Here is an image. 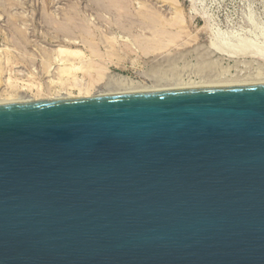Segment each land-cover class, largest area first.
<instances>
[{"label": "water", "instance_id": "1", "mask_svg": "<svg viewBox=\"0 0 264 264\" xmlns=\"http://www.w3.org/2000/svg\"><path fill=\"white\" fill-rule=\"evenodd\" d=\"M0 104V264H264V82Z\"/></svg>", "mask_w": 264, "mask_h": 264}, {"label": "rangeland", "instance_id": "2", "mask_svg": "<svg viewBox=\"0 0 264 264\" xmlns=\"http://www.w3.org/2000/svg\"><path fill=\"white\" fill-rule=\"evenodd\" d=\"M117 74L162 91L264 82V0H0V95L123 94Z\"/></svg>", "mask_w": 264, "mask_h": 264}, {"label": "bare ground", "instance_id": "3", "mask_svg": "<svg viewBox=\"0 0 264 264\" xmlns=\"http://www.w3.org/2000/svg\"><path fill=\"white\" fill-rule=\"evenodd\" d=\"M73 36V35H72ZM73 41V40H72ZM61 47V46H60ZM65 48V47H64ZM63 49V48H62ZM60 50V49H59ZM60 52H63V53H76L77 51L76 50H69L67 51L66 49L64 50H60ZM59 62L61 65H65L67 66L68 68L70 69H76L77 66H75L76 64H74L73 62H67V59L65 57H62L59 59ZM77 63V62H76ZM81 69V68H80ZM62 73V72H61ZM69 73V72H68ZM118 75V74H117ZM114 78V80H111L114 81V82H111L112 84V87H114V90H118L119 93H139V92H148V87H146L145 85L143 84H140L138 82H135L133 80H130L129 78H125L124 76L121 77V75L119 76H111ZM127 77V76H126ZM9 79V78H8ZM110 80V81H111ZM264 81V80H263ZM240 83V82H239ZM242 83V82H241ZM240 83V84H241ZM253 83V82H252ZM256 83V82H255ZM258 83V82H257ZM261 83V82H260ZM110 84V82H109ZM110 84V85H111ZM205 84V83H204ZM204 84H201V83H196V82H183V83H178L176 85V87H173L172 89H182V88H193V87H204ZM207 84V83H206ZM205 84V85H206ZM222 84V83H221ZM228 84V83H227ZM226 84V85H227ZM233 84H236V83H233ZM243 84V83H242ZM210 85V84H208ZM207 85V86H208ZM216 85H219V84H216ZM225 85V83L223 84ZM230 85V84H229ZM154 86H151L150 87V90L151 91H154L155 89L153 88ZM171 87V86H170ZM206 87V86H205ZM166 89H169L166 88ZM88 89H79V92L77 95H74V96H71L70 94L67 93H63L61 91H57L56 93H50V96H46V98H49V99H61L60 96H63L62 98H70V97H89V91H87ZM157 90V89H156ZM160 90V89H159ZM106 92H103L102 95H111V94H104ZM118 92L114 93V94H117ZM98 94V93H97ZM101 94V93H100ZM34 96V95H33ZM97 96V95H96ZM100 96V95H99ZM39 97V96H38ZM41 97V96H40ZM93 97V96H92ZM30 101H33L32 99L25 97L23 95H19L17 91H13L12 93H6L5 95H0V104L2 103H17V102H30Z\"/></svg>", "mask_w": 264, "mask_h": 264}]
</instances>
